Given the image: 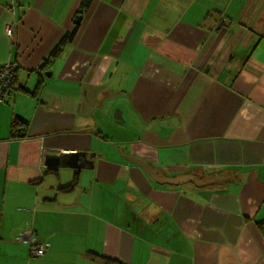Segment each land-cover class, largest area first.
Instances as JSON below:
<instances>
[{
  "label": "crops",
  "instance_id": "1",
  "mask_svg": "<svg viewBox=\"0 0 264 264\" xmlns=\"http://www.w3.org/2000/svg\"><path fill=\"white\" fill-rule=\"evenodd\" d=\"M6 62L0 264H264V0H0Z\"/></svg>",
  "mask_w": 264,
  "mask_h": 264
},
{
  "label": "water",
  "instance_id": "2",
  "mask_svg": "<svg viewBox=\"0 0 264 264\" xmlns=\"http://www.w3.org/2000/svg\"><path fill=\"white\" fill-rule=\"evenodd\" d=\"M124 158L129 162L134 163L139 167H141L146 172V174L158 184L182 185L187 182H193V176L191 175L180 176L178 178H160L150 168L149 164L146 161L132 155L124 156ZM43 164L46 168L53 171L59 167L62 168L69 167L75 170L92 167V161L87 159V155L85 151H78L72 154H61L57 152H51L44 156ZM221 180H222L221 178L210 179L207 182L200 183L199 185H204L205 183H215Z\"/></svg>",
  "mask_w": 264,
  "mask_h": 264
},
{
  "label": "built area",
  "instance_id": "3",
  "mask_svg": "<svg viewBox=\"0 0 264 264\" xmlns=\"http://www.w3.org/2000/svg\"><path fill=\"white\" fill-rule=\"evenodd\" d=\"M5 33L8 37H11L13 33L12 28H6ZM15 67L16 63L14 62H6L0 66V95L5 94L10 89L11 78L13 77V68ZM18 239L30 242V252L33 256L41 257L44 254V246L37 244L34 238L28 237L24 232L19 234Z\"/></svg>",
  "mask_w": 264,
  "mask_h": 264
},
{
  "label": "trees",
  "instance_id": "4",
  "mask_svg": "<svg viewBox=\"0 0 264 264\" xmlns=\"http://www.w3.org/2000/svg\"><path fill=\"white\" fill-rule=\"evenodd\" d=\"M68 41H69V38L64 37L61 40L60 44L64 45ZM58 51H59V49L52 51L50 54V58L55 57L57 55ZM16 66L18 67V65H16ZM17 67L13 68L14 70H13V77L11 78V84H10L11 86H10V89L8 90V92H6L8 94H10L11 92H14L15 90H18V88L15 85L16 84L15 83V79H16L15 77H16ZM39 88H40V83L37 84L35 90L33 91V94H36L38 92ZM22 90L27 92V90H25L24 88ZM26 125H27V121L21 117L16 116L13 120V127H15V129L20 128L24 131ZM13 136H16V135H13ZM19 137H23V134H19ZM73 184H74V182L71 183V185L64 187L63 189L66 191V190L70 189L71 187H73ZM256 227L259 230L260 234L264 237V220L256 222ZM89 255L91 257H94V258H100L104 262V264H121L118 261L110 260V259L104 258V257H100V256L93 254V253H89Z\"/></svg>",
  "mask_w": 264,
  "mask_h": 264
},
{
  "label": "rangeland",
  "instance_id": "5",
  "mask_svg": "<svg viewBox=\"0 0 264 264\" xmlns=\"http://www.w3.org/2000/svg\"><path fill=\"white\" fill-rule=\"evenodd\" d=\"M11 37H12V35H11ZM15 63V62H14ZM17 65V64H16ZM17 67V66H16ZM18 68V67H17Z\"/></svg>",
  "mask_w": 264,
  "mask_h": 264
},
{
  "label": "bare ground",
  "instance_id": "6",
  "mask_svg": "<svg viewBox=\"0 0 264 264\" xmlns=\"http://www.w3.org/2000/svg\"><path fill=\"white\" fill-rule=\"evenodd\" d=\"M6 34V33H5ZM7 36V35H6Z\"/></svg>",
  "mask_w": 264,
  "mask_h": 264
}]
</instances>
